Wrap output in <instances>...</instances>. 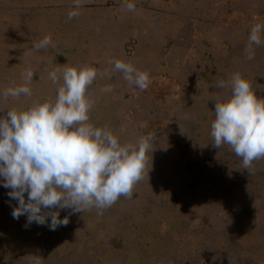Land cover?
I'll use <instances>...</instances> for the list:
<instances>
[{"label":"rangeland","instance_id":"374dc122","mask_svg":"<svg viewBox=\"0 0 264 264\" xmlns=\"http://www.w3.org/2000/svg\"><path fill=\"white\" fill-rule=\"evenodd\" d=\"M44 4L48 10L61 12L63 26H72L63 27L60 35H49L30 20L28 13L22 19L21 11ZM65 5L60 0H0V92L20 85L26 69L34 71L30 85L33 95L9 97L7 101L0 97V116L11 108H27L33 101L54 99L57 86L47 75L53 68L91 66L98 70V76L88 89L95 100L90 122L97 127L107 125L122 144L135 143L149 135L154 140L153 151L147 153L148 176L134 185L131 198L121 196L102 214L95 208L74 215H69L70 210H60L59 218L68 216L71 230L60 226L52 231L46 226V234L52 243L66 247L71 244L72 250H45L42 261L264 264V159L254 161L253 167L245 170L229 146L213 147V114L210 122L201 121L206 117L198 113L196 96L166 91L164 78H151L143 91L135 85L121 90L119 72H113L101 57L104 52H112V44H102L100 36L92 34L98 27H87L89 21L80 19L85 18V13L80 12L74 27L75 20L67 21ZM12 14L13 23H9L7 18ZM28 20L34 25L27 26ZM45 36L51 37L52 44L34 50L33 44ZM134 45L133 39L124 43L125 62H131L130 57L135 55ZM105 85H112L113 90L102 94L100 89ZM167 95L173 96L174 105L167 104ZM9 191L0 183V232L10 241L0 252V264L11 262L19 254L24 258L29 254L34 260L38 254L35 245L45 242V237H32V230L24 229L26 216L18 220L12 217L10 213L17 202L10 199ZM17 234L23 235V248Z\"/></svg>","mask_w":264,"mask_h":264},{"label":"clouds","instance_id":"9594fccd","mask_svg":"<svg viewBox=\"0 0 264 264\" xmlns=\"http://www.w3.org/2000/svg\"><path fill=\"white\" fill-rule=\"evenodd\" d=\"M83 3L73 0L69 20L79 16ZM122 3L128 11H135L129 0ZM262 34L264 24L252 26L245 48L248 60L255 57L253 45L264 44ZM50 44L51 37L45 36L33 44V49ZM108 63L129 86L142 91L148 88L146 71L119 59ZM47 75L57 86L54 99L33 101L27 108H11L0 116V183L10 189L8 196L17 202L11 213L14 219L24 215L25 228L36 223L55 231L69 223L68 216L59 218L60 210H70L69 215H74L95 208L102 214L121 196L131 198L134 185L148 176L147 153L154 138L149 135L122 144L107 125L97 127L90 122L95 100L88 89L98 76L96 68L57 66ZM33 76L34 71L26 69L23 82L4 89L0 97L5 101L9 97H31ZM217 87L229 89L230 95L214 101L212 146H229L247 170L254 161L264 159V99L257 98L250 82L239 72L227 82L219 81ZM112 90V85H105L100 92Z\"/></svg>","mask_w":264,"mask_h":264},{"label":"crops","instance_id":"0c3cea01","mask_svg":"<svg viewBox=\"0 0 264 264\" xmlns=\"http://www.w3.org/2000/svg\"><path fill=\"white\" fill-rule=\"evenodd\" d=\"M129 2L135 5V11H128L122 0H84L79 10L86 14L85 18L80 19L89 21L87 27H98L95 31L92 30V34H98L102 44H112V52H104L101 56L105 61L119 59L125 62L124 43L133 39L135 55L130 57L133 66L149 73L150 79L164 78L166 91H182L183 97L186 92H189L190 98L196 96L195 106L198 107V113L206 117L201 119L204 122H210L214 101L218 97L223 99L230 95L229 89L219 88L217 83L221 80L227 82L236 72L250 82L258 99H264V44L260 47L253 45L255 57L252 60L247 59L245 51L252 26L264 24V0ZM60 3L66 4L63 9L67 14L74 10L73 0H60ZM8 9L7 13L10 14ZM27 13L28 17L32 18L30 20L36 21L38 26L49 31V35H60L63 27L72 26L68 23L63 26L59 16L62 15L61 12L48 10L45 4L36 9L21 11L23 20L26 19ZM13 19V14L8 15L7 22L13 23ZM77 19L79 18L75 17L67 21L73 23L75 20V27ZM30 20L27 26L34 25ZM68 30L70 35L71 28ZM121 76L122 74L118 73L117 78L121 82L119 87L124 90L129 85L125 84L126 81ZM166 101L171 105L175 103L172 95H167ZM25 224L23 223V226ZM35 225L36 223H32L27 227V232L32 230V237L33 234L45 237V242L35 245L37 257L30 260L29 254L25 258L19 254L16 259L12 258L11 262L6 260L4 264H45V261H42L45 250H55L59 247V250H72L71 244L66 247L56 241L52 243L50 235L46 234V225H36L37 228ZM65 228L70 231L72 224L69 222ZM0 235L2 252L5 249L4 244L8 245L10 241L4 232H0ZM18 237V244L23 248V235ZM32 237L29 238L30 242H34ZM2 258L1 254L0 259ZM7 259L10 260L9 257Z\"/></svg>","mask_w":264,"mask_h":264}]
</instances>
